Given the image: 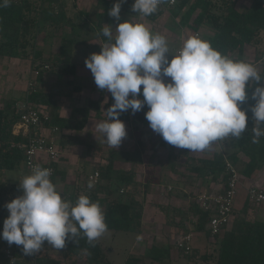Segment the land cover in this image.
I'll return each mask as SVG.
<instances>
[{"label": "trees", "instance_id": "obj_1", "mask_svg": "<svg viewBox=\"0 0 264 264\" xmlns=\"http://www.w3.org/2000/svg\"><path fill=\"white\" fill-rule=\"evenodd\" d=\"M58 1L11 0L9 7L0 8V58L27 60L30 62L32 72H37L34 89L27 90L23 103L17 106L15 101L7 100L0 109V170L17 171L21 165L24 166L22 146L27 143V139L12 133V127L21 118L22 106L30 105L47 114L48 119L45 121L42 117L40 126L44 129H58L54 134H57L60 147L84 145L86 152L90 154L94 148L84 143L78 136L64 134L61 131H82L91 112L98 115L102 107L106 111L114 103L110 96L109 101L103 104L101 96L98 100L89 101L87 107L72 108L68 118L60 116V107L57 103L59 97H68V91L75 93L81 90V85H75L74 52L78 35L74 33L70 38H62L56 57H52L45 56L44 52L37 48L39 32L44 26L71 28L75 32L78 27L87 24L88 19L84 16H67ZM174 1L172 6L166 2L161 4L154 14L144 18L155 22L169 10L172 17L180 16V25L189 30V36L197 34L201 39L209 41L215 50L236 60H244L246 48L258 47L264 40V0H251L250 5L243 11L237 9L236 0ZM96 2L102 11L96 15L95 20L89 15L88 21L92 20L91 22L100 29L104 23L113 26L116 21L108 16V12L117 0ZM133 2L134 0H125L121 5L120 15L128 10ZM103 41L107 42V38H103ZM260 58L256 56L253 64L256 65ZM260 73L264 76V69ZM44 74L54 75L59 80L64 78V85L69 87L67 95H63L64 91L59 84L55 87L57 89L41 90L40 82ZM257 86H264V81L251 87L246 85L249 98L240 107L246 112L247 128L241 137L215 142L219 149L211 157H187L190 172L203 176L208 182L219 183L222 186H219L221 193L227 188L231 177L226 163L233 167L240 164L242 166L240 176L246 179H255L264 168V136L259 138V143H252L255 121L252 120V113L249 110L255 103L251 99V93ZM138 98L143 99L142 96ZM148 110L147 106L135 114H131L129 110L121 113L118 119L135 125L145 124L148 122L145 119ZM102 119L106 120L107 116ZM158 145L169 150L174 149V146L169 145L162 137L158 139ZM118 156L120 155L116 149L109 151L107 164L95 167V171L99 173L97 183L91 189L87 187L88 181L82 186L77 185L72 190V195L64 199L75 204L80 195H86L92 202H98L101 206L108 231L138 234L143 215V198L148 186L154 182L152 178L147 177L143 182L137 181L133 172L116 169ZM57 174L54 166L50 176L52 183ZM116 186L122 189V195ZM15 198L16 190L0 181V231L6 213L4 205ZM251 206L255 205L246 199L231 228H226L214 236L215 264H264V222L247 218V211ZM171 210L165 211L166 224L171 228L182 232L183 235L202 234L206 238L212 237L208 227L212 216L210 210L200 207L196 201H193L187 210L175 208ZM44 244L45 249L31 256L23 254V246L6 244L3 247L12 249L15 264H64L70 262L72 257H76L75 260L79 264H112L102 245L98 241L94 242V246L90 245L83 234L77 238L76 243L68 240L64 249H55L57 256L48 254L46 250L48 243ZM192 250L194 249L191 248L190 253ZM180 251L185 253L181 249ZM145 258L156 263L169 261L170 246L149 247L145 252Z\"/></svg>", "mask_w": 264, "mask_h": 264}, {"label": "clouds", "instance_id": "obj_2", "mask_svg": "<svg viewBox=\"0 0 264 264\" xmlns=\"http://www.w3.org/2000/svg\"><path fill=\"white\" fill-rule=\"evenodd\" d=\"M124 2L117 0L108 16L119 21ZM165 2L134 0L131 10L148 17ZM10 4L11 0H0V8ZM101 34L107 42L84 63L97 88L114 99L105 111L107 119L96 124L110 147L117 149L126 137L120 114L129 110L135 114L145 106L150 129L169 145L191 152L210 150L215 142L228 138L239 139L246 131L247 116L240 107L249 98L246 85L264 81L255 64L222 54L198 35L184 39L174 54L165 36L142 23H118L115 30L104 25ZM251 99L255 101L249 109L255 121L252 143H259L264 136V86L255 87ZM50 175V169L33 167L19 184L22 195L4 205L9 215L0 239L23 246L25 256L39 253L44 242L64 249L68 240L76 243L81 234L94 246L108 231L98 202L86 195L75 204L63 199ZM87 187L91 189L93 183Z\"/></svg>", "mask_w": 264, "mask_h": 264}, {"label": "crops", "instance_id": "obj_3", "mask_svg": "<svg viewBox=\"0 0 264 264\" xmlns=\"http://www.w3.org/2000/svg\"><path fill=\"white\" fill-rule=\"evenodd\" d=\"M58 2L63 6L66 15L71 17L84 16L89 20V15H91V19L95 20L96 15L102 11L96 0H59ZM131 7L123 11L120 15V20L111 26L113 30H115L118 23L126 21L130 23H142L151 32L165 36L174 54L177 48L176 43L180 41L182 44V40L184 41L189 36V30L180 25V16L172 17L169 10H166L157 21L152 22L139 13L132 12ZM88 20H86L87 24L78 27L75 32L71 28L62 29L44 26L41 32H39L36 43L37 48L42 50L45 56L51 55L52 57H56L61 39L70 38L74 33L78 35L77 47L74 52V61L76 62L75 85H81V90L75 93L68 91V97L60 96L57 100L60 107L59 113L63 118L70 116L72 108L87 107L89 101L98 100L101 96L102 103L105 104L111 96L110 93L97 88L90 70L86 68L84 63L90 54L100 53V47H103L105 43L103 41L105 37L101 33L104 25L107 24H102L100 29L91 22L92 20ZM114 36L115 32L113 31ZM31 78H33V72L30 67V62L27 60L9 57L0 58V109L4 107L7 100L15 101L17 106L21 105L27 94L26 84ZM165 80L166 82L170 81V78H165ZM52 81L56 84L55 86L51 85ZM58 84L64 91L63 95L66 94L69 87L64 85V78L63 80H59L54 75L44 74L40 82V89L49 91L57 87ZM50 86L52 87L50 88ZM111 99L113 98L111 97ZM98 115L91 112L90 118L80 132L62 130L61 133L78 136L84 143L97 147L96 143L99 141L98 139L103 140L101 134L96 130V124L105 120L102 119L106 115L103 107ZM122 122L125 125L126 137L122 140L121 145L116 149L103 142L100 146L106 153L113 149L118 151L120 156H118L115 164L116 169L133 172L137 175V181H140L144 174L145 177L152 178L154 183L148 186L147 193L144 196L145 200H143L140 233L132 235L134 238L139 236L142 239L139 241L137 239H124L121 242L119 239H110L108 242H103V239L97 240L105 249L106 255L112 264H124L126 256L132 255L133 253L145 256L146 250L152 246L159 248L168 245L170 246V252H173V250L176 251V242L180 236L179 233L175 234V231L170 226L164 224V222L166 223L165 211L171 212L173 208L187 210L196 197L194 193L193 195L188 194L190 190L196 188L199 192L215 193L220 186L217 182H208L203 176H197L196 173L190 172L187 162V157H211L218 148L216 143L213 144L210 150L202 152H191L188 149L177 148L175 146L173 150H169L158 145V139L161 136L150 129L149 122L136 125L126 121ZM42 133L44 135L49 134L48 130L42 131ZM56 135L53 134V136H50L59 153L58 161L54 163L58 176L54 179L53 184L58 192L65 193L66 190H73L77 185H84L87 182L88 176L95 171V164L100 162L101 165H105L107 164V158L100 160L101 156L98 158L92 152L89 154L86 152L84 145L62 148L58 145ZM22 171L21 169L17 170V172L7 171L13 172L14 175H10L9 180L1 181L16 190V197L20 191L19 183L22 181ZM263 172L264 168L261 173ZM25 173L27 176V171ZM17 179L18 181L16 183ZM262 179L264 180L262 174H259L255 179L240 177L236 196L237 202L234 204L232 219L228 229L231 228L234 219L242 211L246 201V190L248 188H245V183L250 182L251 187H260L263 189L264 183ZM243 181L246 182L243 183ZM165 187L167 188L166 193L164 191ZM202 188H206L205 191H202L204 190ZM116 189L122 195V189L117 186ZM247 217L252 218V220L256 219L264 222V203L255 205V207L251 206L247 211ZM164 227L167 229L163 231L162 229ZM156 234L161 239H158V235ZM165 235L169 238V241L162 243L165 240ZM155 236H157V239ZM151 237L153 238L151 239ZM6 244L8 243L0 242V247ZM46 248L48 254L57 256L56 251H54L55 249H52L50 245L47 244ZM192 248L196 249L193 245ZM121 251L124 254L122 257H120ZM75 259L76 257H72L71 264H76ZM144 261L148 264H161L153 262L149 258H144Z\"/></svg>", "mask_w": 264, "mask_h": 264}, {"label": "built area", "instance_id": "obj_4", "mask_svg": "<svg viewBox=\"0 0 264 264\" xmlns=\"http://www.w3.org/2000/svg\"><path fill=\"white\" fill-rule=\"evenodd\" d=\"M167 1L169 6H172L175 2L174 0ZM36 76L37 72H33V78H31L28 83L29 90L34 89ZM21 110V118L12 127V133L27 139V143L22 146L25 156V160L23 162L25 170L28 175H30L32 168L38 165L41 168L50 169L52 175V165L58 161L59 153L50 136L57 133L58 129L41 128L40 124L42 122V117L45 121L48 119L47 114L43 113L41 109H35L29 105L22 106ZM46 130L49 132L48 135H44L42 133V131ZM226 168L230 172L231 177L225 191L221 193L219 191L220 188H218L215 193L201 192L195 197V201L200 207L210 210L212 213L210 223L208 225L212 237L219 235L224 229H228L231 223L235 199L238 192L240 182L239 174L229 163H226ZM98 178L99 173L97 171H93L88 176L87 181L88 183L91 182L95 185ZM246 199L252 205L264 203V189L260 187H249L246 190ZM192 240L191 234L181 235L176 242L177 249H181L186 254H189L192 248ZM0 264H15V257L11 248L0 247Z\"/></svg>", "mask_w": 264, "mask_h": 264}, {"label": "rangeland", "instance_id": "obj_5", "mask_svg": "<svg viewBox=\"0 0 264 264\" xmlns=\"http://www.w3.org/2000/svg\"><path fill=\"white\" fill-rule=\"evenodd\" d=\"M250 2H251V0H236V7H237V9L239 10V11H243L244 9H246L249 5H250ZM174 22V21H173ZM185 33H186V31H185ZM186 35H187V33H186ZM182 37V36H181ZM182 39H183V37H182ZM182 42H183V40H182ZM178 43V44H177ZM176 43V46H177V48H176V51H178L179 50V48L182 46V44L180 43V41L179 42H177ZM176 51H175V53H176ZM256 56H260L261 58L259 59V62H256V66H257V68H258V70L261 72L262 71V69H264V40H263V42H262V44L261 45H259L258 47H255V48H251V47H247L246 48V51H245V55H244V60L246 61V62H249V63H253V61H254V59H255V57ZM30 82V80L28 81V83ZM54 81H52L51 82V85L52 86H55L56 84L55 83H53ZM28 83L26 84V89L27 90H29V88H28ZM52 86H50V88L52 87ZM49 89V88H48ZM27 90H26V92H27ZM19 96V95H18ZM21 96H22V93H21ZM99 141H97V147H95V146H93V145H90L92 148H94V149H92L91 150V152H92V154L95 156L96 155V157H98V158H100V156H101V158H100V160L101 159H105V158H107V156H108V154H109V152H104L103 151V149H102V147L100 146V144H102L103 142H104V140H100V139H98ZM105 143V142H104ZM217 149H219V147L217 148ZM164 155H165V153H164ZM93 156V157H94ZM99 160V161H100ZM181 162V161H180ZM99 165H101V163L99 162L98 164H95V167L96 166H99ZM22 167L20 168L21 169V171H22V169H24V171H25V168H24V166L23 165H21ZM94 167V168H95ZM241 165L239 164V165H237V166H235L234 168L237 170V172H238V174H239V177H241L240 176V169H241ZM24 171H22L21 172V176H22V180H23V178L26 176V171L24 172ZM17 172V171H16ZM259 174H262V178H264V172L263 173H259ZM258 174V175H259ZM8 175V176H7ZM10 175H14V173L13 172H7V171H3V170H0V181H5V180H9V178L11 177ZM258 175L256 176V178L258 177ZM58 176V175H57ZM57 176L55 177V179L57 178ZM151 176V175H150ZM136 177H137V175H136ZM145 176H144V174L142 175V178L140 179V181L141 182H143V181H145ZM242 180V179H241ZM263 180V179H262ZM17 181H18V179L16 180V183H17ZM246 181H243V183H245ZM263 183H264V180H263ZM20 184V183H19ZM9 186V185H8ZM197 187V186H196ZM212 187V186H211ZM216 188H217V186H215ZM249 187H251L250 186V182H247V184L245 183V188H249ZM193 188V187H192ZM195 188V187H194ZM198 188V187H197ZM219 188V187H218ZM166 187L164 188V191H165V193H166ZM202 189H204V190H202V191H205V189L206 188H202ZM213 189V188H212ZM264 189V188H263ZM69 190H66V192L65 193H61V192H59L60 194H61V196H62V198L64 199V198H66L67 196H70V195H72V190H70L69 192H68ZM211 191V190H210ZM189 193L188 194H190V195H193V193H194V195L195 196H198L199 195V193H201V191L199 192V190L198 189H193V190H190V191H188ZM20 195H22V193H21V191H19L18 192V194H17V197H19ZM16 197V198H17ZM236 199H237V197H236ZM235 199V202H237V200ZM143 200H145L144 198H143ZM193 201H195V200H193ZM8 202H11V201H7L6 203H8ZM5 203V204H6ZM192 203V202H191ZM164 207H166V206H164ZM255 207V206H254ZM9 215V213L7 212V210H6V213H5V215H4V217H3V219H2V228H3V221L7 218V216ZM248 218V217H247ZM248 219H250V220H252V218H248ZM164 224H166L165 222H164ZM2 228H1V231H2ZM165 229H167L166 227H164L162 230L164 231ZM173 229V228H172ZM175 232V234L176 233H179V236H181V235H183V233L182 232H178L177 230H175V229H173ZM163 234H164V232H162ZM133 234H131V233H123V232H112V231H107L101 238H99V239H103L102 241L103 242H108V241H110V239H119V241L121 242V241H123L124 239H137V238H134V236H132ZM156 235H158V234H156ZM156 237V239H157V236H155ZM162 237V236H161ZM153 237H151V239H152ZM180 238V237H179ZM158 239H161L160 237H159V235H158ZM192 245L194 246V248H196V249H194V250H192V253H190V254H186V253H182L180 250H177L176 249V251L175 250H173V252H170V260L169 261H164V262H162L161 264H215L214 263V257H215V239H214V237H210V238H206L204 235H202V234H195V235H193L192 236ZM166 241H169V238L165 235V240H163V242L162 243H165ZM0 242H6V241H4V240H2V239H0ZM46 243V242H45ZM126 244V243H125ZM44 245L45 244H43V246H42V249H45L44 248ZM124 245V244H123ZM111 247V246H110ZM124 254H123V252L121 251L120 252V257H122ZM138 257H140V259H138ZM203 257H209V259L207 260V259H204ZM144 258H145V256L143 257V255H140V254H138V253H133L132 255H127L126 256V259H125V261H124V264H148L147 262H145L144 261ZM135 259H138V260H136L135 261ZM206 262H208V263H206ZM64 263V262H63ZM72 263V261H70V262H66V263H64V264H71ZM76 263L77 264H79V262H77V260H76Z\"/></svg>", "mask_w": 264, "mask_h": 264}, {"label": "water", "instance_id": "obj_6", "mask_svg": "<svg viewBox=\"0 0 264 264\" xmlns=\"http://www.w3.org/2000/svg\"><path fill=\"white\" fill-rule=\"evenodd\" d=\"M168 1L166 0V3H167Z\"/></svg>", "mask_w": 264, "mask_h": 264}]
</instances>
